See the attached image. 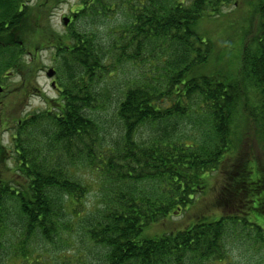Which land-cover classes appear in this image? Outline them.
I'll list each match as a JSON object with an SVG mask.
<instances>
[{
  "label": "trees",
  "instance_id": "trees-1",
  "mask_svg": "<svg viewBox=\"0 0 264 264\" xmlns=\"http://www.w3.org/2000/svg\"><path fill=\"white\" fill-rule=\"evenodd\" d=\"M63 1L0 0V93L19 76L23 99L44 51L59 82L48 107L10 128L12 153L0 144V264H230L231 237L258 246L264 264V0H80L61 32L50 21ZM232 7L251 16L241 10L226 58L198 24L228 21ZM128 64L146 67L123 76ZM221 170V215L147 234ZM55 235H76L78 252L48 249Z\"/></svg>",
  "mask_w": 264,
  "mask_h": 264
},
{
  "label": "rangeland",
  "instance_id": "rangeland-1",
  "mask_svg": "<svg viewBox=\"0 0 264 264\" xmlns=\"http://www.w3.org/2000/svg\"><path fill=\"white\" fill-rule=\"evenodd\" d=\"M79 1L80 0H64L59 6L54 9L50 24L53 25V27H55V29H57L58 31L65 32L67 25L64 24L63 18L71 17V11L78 7ZM35 2L36 0H33L32 3ZM243 8L245 10L244 14L248 15V17L251 16V10H248L246 7L238 9L232 7L227 10V12L230 14L228 21L232 20V23L228 24L227 20L225 22H221L217 20L220 18H214L211 20H203L198 24L200 32L203 34L205 33L211 38L213 37L212 39L217 44V52L224 53L226 58H229L230 53L233 52L234 47L238 45L237 39L240 36V31L245 29V18L244 14L242 15L241 12ZM256 13L257 12L253 14L256 15ZM124 14V12L119 13L114 18L106 19L107 22L103 21L101 24L97 25L98 28L101 29L100 34L108 38L109 32L111 31L110 26H116V24L118 23L120 24L125 18ZM255 23L256 22H254L253 18V26H255ZM29 26L30 24H28L24 29L25 40H27V42H25L27 44H29V41H32L33 37V30L29 29ZM253 28L255 29V27ZM3 40H8V37ZM50 53L51 52L49 51L42 52L41 61L45 62L46 68L41 71L40 77H37L39 79L38 82L30 87L29 92L23 99H21V97L19 98V93H16V91L12 90V86H15V84L21 80L19 76H12L7 80V83H10L12 87H9L11 88L10 91H7L9 89L7 88L6 92L2 91L0 93V144L3 146H7L10 152L12 150V130H10V128H14V124L18 119L25 118L27 115L34 111L43 110L48 107V105L46 104V98L55 99L59 93L58 88L53 87L51 84L53 80H56L55 82L59 86L57 69L55 65L56 63L52 56V53ZM50 67L55 69V75L53 78H49L46 75V72ZM145 67V65L134 66L132 64H128L127 67L121 68V73L123 76H130L134 72L139 73ZM119 81L120 80L118 79L117 81H110V83L112 84L110 85V88H112L110 90L111 93H115L117 91L116 85ZM3 120H5L6 124H4ZM145 130L146 128L142 129V131ZM191 133H197V131L194 129L193 125L189 123L187 134ZM246 140L247 142L250 141L246 147L252 145V138L247 137ZM259 150L260 149L257 147L256 152H258ZM9 157L10 154H7L6 159H9ZM227 163L231 164V159L228 158ZM13 164L14 163L11 160L10 166H12ZM2 169L4 170V167H2ZM76 172L81 176H85L86 179L92 183L88 170H85L82 167L76 169ZM223 173H225L223 172V170H221L220 172H215V174L210 179V190L206 194L199 195V199L196 201L195 205H190L191 207L189 206L187 209L182 210L180 213H174L170 218L161 221L158 224L151 225L148 229L147 234L153 235L156 233L174 231L178 228L191 224L203 214H216V217L221 215L222 210L217 206V197L218 191L223 181ZM93 187L95 189L96 185L93 184ZM93 194L94 191H92L88 200L91 203L95 204L98 200L97 197ZM11 206H13V203L11 204ZM74 238L75 239H69V244L64 245L62 244L64 240L61 239L60 235H55V246L49 245L48 249L53 250V247H55V249L65 248L67 250V253H77L78 238L76 235L74 236ZM257 248L258 246H252L243 241L235 240L233 237H231V243L227 246L229 254L228 263L259 264L256 261H259L262 255L256 253ZM46 250L47 248H43V251ZM259 253H261V251Z\"/></svg>",
  "mask_w": 264,
  "mask_h": 264
},
{
  "label": "water",
  "instance_id": "water-1",
  "mask_svg": "<svg viewBox=\"0 0 264 264\" xmlns=\"http://www.w3.org/2000/svg\"><path fill=\"white\" fill-rule=\"evenodd\" d=\"M70 19L69 17H65L64 18V24L67 25L69 23ZM55 75V69L54 68H49V70L47 71V76L48 77H53ZM53 85H55V82L52 83ZM2 90V88L0 87V91Z\"/></svg>",
  "mask_w": 264,
  "mask_h": 264
}]
</instances>
